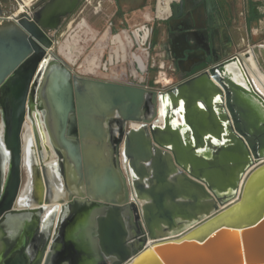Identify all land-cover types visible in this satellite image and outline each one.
Segmentation results:
<instances>
[{
	"label": "water",
	"instance_id": "water-1",
	"mask_svg": "<svg viewBox=\"0 0 264 264\" xmlns=\"http://www.w3.org/2000/svg\"><path fill=\"white\" fill-rule=\"evenodd\" d=\"M84 1L50 0L20 15L7 12L0 24V112L13 193L35 105L71 189L66 200L54 201L60 217L49 247L57 206L31 262L24 242L16 259L11 254L1 264H51L61 218L78 203L99 216L92 228L97 264H264V116L245 97L263 107L264 101L240 57L218 56L222 33L229 34L219 30L215 0L162 1L172 31L161 44L176 81L161 88L132 51L150 53V42L144 49L136 36L103 56L121 81L78 76L53 52L62 20ZM5 14L0 6V17ZM147 32L148 44L153 29ZM181 62L189 68L177 72ZM160 118L162 127L154 124ZM173 120L180 123L173 127ZM40 206L27 213L42 214Z\"/></svg>",
	"mask_w": 264,
	"mask_h": 264
},
{
	"label": "crops",
	"instance_id": "crops-1",
	"mask_svg": "<svg viewBox=\"0 0 264 264\" xmlns=\"http://www.w3.org/2000/svg\"><path fill=\"white\" fill-rule=\"evenodd\" d=\"M96 1L95 10L97 12L100 10V3L102 0ZM107 1L109 3L111 2V0ZM162 1L164 0H112L115 9L110 13V16L113 17L116 14L122 16L123 18H121L120 21L121 25L118 29H112L110 17L107 18L108 21L106 28L102 33L93 32V34L92 32L90 33L89 30L84 31V36H90L91 41L95 42L94 53H90L85 57L81 62L82 64L77 66L76 72L72 71L78 76L87 78L99 74L105 76L106 80L121 81L125 79L117 68L104 66L105 58L103 59V56L109 49L115 47L119 48V44L124 45L130 43L134 36H136L137 41H139V38L144 35V31H148V29L152 28L153 35L148 41V44L146 43L144 46V49H147L150 42L149 55L147 56L141 53L136 46L133 47L132 51L136 56H140L144 59L145 65L148 67L150 80L155 81L157 84L156 88H161L162 86L167 87L173 83L172 81L174 80L167 74L168 63L165 62L167 55L161 44V37L166 39L167 34H170L172 31V28L169 30L167 23L162 19L164 18V20H166L167 17V13L163 12L161 7ZM215 3L217 5V12L223 22L219 30H226L229 34V42L227 44H225V42L220 44L222 49L218 56L224 57L229 54L230 57H240L247 74L255 83V87L252 86V84L250 85L252 90L255 89L254 92H256L258 97L264 101V0H215ZM0 6L4 12H6L4 16L0 17L1 22L2 19L9 15L7 14L9 8L1 1ZM127 13L132 15L129 20L124 18ZM104 16L107 17L105 14ZM69 54V51H67L62 54V57L69 65H71L74 62L71 60ZM245 54H248L249 56L246 59H244ZM233 66L236 70H239L237 64H234ZM73 67H75V65H73L72 68ZM233 75V79L238 83L234 72ZM245 98L257 113L264 116V107L258 102V100L253 97ZM179 123V120H173L172 126L175 127ZM154 124L162 127L163 118L158 119V123ZM132 127L135 129L138 128L137 125H133ZM108 157V152L104 153L103 162L106 167H109L110 165ZM67 197V195H64L62 196V199L66 200ZM55 202H52L42 216L43 219L51 217L50 212L53 211L52 209L55 206H57L48 247L53 241L57 219L60 217V205ZM98 217L99 216L96 212L93 213L92 208L87 207L85 204H79L76 209L75 222L73 226L68 229L67 233L68 241L75 246L80 254L76 264H97L96 260L93 258L92 252L93 250H98L99 240L96 233L95 237H93L92 228H96ZM56 246L57 250H59L60 245L57 243ZM48 249L46 250V254ZM6 259L7 257H0V264ZM28 260L30 263L31 259ZM58 264L72 263L59 261Z\"/></svg>",
	"mask_w": 264,
	"mask_h": 264
},
{
	"label": "flooded vegetation",
	"instance_id": "flooded-vegetation-1",
	"mask_svg": "<svg viewBox=\"0 0 264 264\" xmlns=\"http://www.w3.org/2000/svg\"><path fill=\"white\" fill-rule=\"evenodd\" d=\"M49 1L50 0H36L33 2L34 4L31 5L30 9L35 10ZM84 3L85 2H80L76 11L71 16L62 20L58 31L66 21L77 13ZM58 31L56 33H58ZM222 34L223 39L225 38V44H227L229 38L226 39L224 33ZM58 53L62 56V52ZM77 61L78 58L74 59V63L71 65H76ZM175 68L177 72L185 71L189 68V64L181 62L175 65ZM98 79L106 80L102 79V77ZM31 111L38 113L40 120H43L42 115L36 109V105ZM2 119V114L0 112V122L2 124L0 128V211L6 207H11L15 213L11 215H0V257H7L12 254V258L16 259L20 254V252L17 251L19 244L26 242L24 254L27 259H31L36 248L43 245V240L50 223L51 217L43 219L42 216L52 204V201L56 200V202H59L60 200H64L62 196H69L71 191L69 179L61 153L56 150L51 143H49V145L47 144L45 141L46 132L44 127L37 125L35 126L37 141H35V134L32 133V135L27 136L28 142L26 144L23 143L21 147L19 181L13 193L14 184L10 178L12 168L11 152L6 149L3 143L4 126ZM79 204L81 203L75 204L71 211L63 214V218H61L63 223H61L59 236L56 239V244L58 243L60 245V249L57 250V246L55 247L56 253L51 264H58L59 261H67L76 264L79 259L80 254L75 246L67 239L68 229L73 226L75 222V212ZM40 205L45 208L42 214L32 215L27 213L41 207ZM35 227H38V229Z\"/></svg>",
	"mask_w": 264,
	"mask_h": 264
},
{
	"label": "rangeland",
	"instance_id": "rangeland-1",
	"mask_svg": "<svg viewBox=\"0 0 264 264\" xmlns=\"http://www.w3.org/2000/svg\"><path fill=\"white\" fill-rule=\"evenodd\" d=\"M2 3H5L8 6L9 12H15L17 11V4L13 0H0ZM28 1V0H27ZM90 5H87V3H84L83 6L77 11V13L68 21H66L58 33L54 35V48L53 52L57 54L60 58H63L59 55L58 52H62L61 54L66 53L69 51V55L71 60L78 58L77 64L75 67L72 68L74 72H76L77 66L82 64L81 62L85 59L87 55L90 53H94V44L95 42L91 41L90 36H84L83 32L88 31L91 33L99 32L102 33L104 29L106 28L107 24V18H110L112 11L115 9V5L111 2L109 3L107 0H102L100 3V10L96 12V0H89ZM30 2V1H29ZM32 4H29V8ZM107 15L106 16H104ZM132 15L130 13H127L125 15V19H130ZM122 16L114 15L111 17L112 22V29H118L121 25L120 21ZM93 33V34H94ZM76 63V62H75ZM105 79V76L96 74L92 76L91 78H100ZM29 117L27 118L26 124H25V130H24V141L27 143L28 135H32L31 128L38 123V126L42 127V121L40 120V116L36 117L35 112H30ZM2 127V124L0 122V128ZM32 132V133H31ZM46 135V134H45ZM44 135V136H45ZM45 141L49 145V141H47V138L45 136Z\"/></svg>",
	"mask_w": 264,
	"mask_h": 264
},
{
	"label": "built area",
	"instance_id": "built-area-1",
	"mask_svg": "<svg viewBox=\"0 0 264 264\" xmlns=\"http://www.w3.org/2000/svg\"><path fill=\"white\" fill-rule=\"evenodd\" d=\"M15 1V0H14ZM36 0H30V4H32L33 2H35ZM85 3H87V5H90V1L89 0H85L84 1ZM4 22V19H2V21L0 22L3 23ZM141 33V32H140ZM148 32L147 31H144V35H142L140 38H139V41L138 43L141 45V47L144 48L146 42H147V39H148ZM135 81L138 83V82H142V78L141 77H135Z\"/></svg>",
	"mask_w": 264,
	"mask_h": 264
},
{
	"label": "bare ground",
	"instance_id": "bare-ground-1",
	"mask_svg": "<svg viewBox=\"0 0 264 264\" xmlns=\"http://www.w3.org/2000/svg\"><path fill=\"white\" fill-rule=\"evenodd\" d=\"M21 2H20V4L18 5V10H17V15H20V13H22V12H24L25 11V9L27 8V7H29L28 5H29V0L27 1V0H20ZM37 125H38V123H37ZM35 126V125H34ZM31 130H32V132H33V128H31ZM31 132V133H32ZM34 134V133H33ZM28 139V138H27ZM28 141V140H27ZM30 141V140H29ZM48 141V140H47ZM23 143H25L26 144V142L24 141V138H23ZM52 157V156H51ZM50 167V166H49ZM48 167V168H49ZM54 191V190H53ZM57 193V192H56Z\"/></svg>",
	"mask_w": 264,
	"mask_h": 264
}]
</instances>
